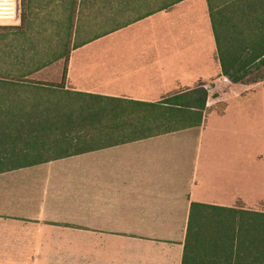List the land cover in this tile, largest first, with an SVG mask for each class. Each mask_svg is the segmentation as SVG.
<instances>
[{"label": "crops", "instance_id": "crops-1", "mask_svg": "<svg viewBox=\"0 0 264 264\" xmlns=\"http://www.w3.org/2000/svg\"><path fill=\"white\" fill-rule=\"evenodd\" d=\"M210 1L223 9L225 0ZM129 14L98 38L80 29V46L56 54L58 80L42 82L58 84L67 58L66 81L47 89L48 113L30 117L43 129L18 127L13 141L0 134V264H181L192 204L264 214L255 136L238 139L236 163L227 145L213 162L205 119L164 131L135 104L214 79L240 84L221 75L207 0Z\"/></svg>", "mask_w": 264, "mask_h": 264}, {"label": "trees", "instance_id": "trees-1", "mask_svg": "<svg viewBox=\"0 0 264 264\" xmlns=\"http://www.w3.org/2000/svg\"><path fill=\"white\" fill-rule=\"evenodd\" d=\"M51 1L53 0H49ZM59 1L63 5L60 7V18H57L59 21L56 24L64 30L63 40L60 39L61 53H69L71 43L73 48L80 46L77 37L82 21H85L88 27L95 28L88 35L93 33L92 35L98 38L132 22L130 14L135 15L133 20H139L182 0H164L163 7L159 8L149 6V3L156 0ZM113 2L122 4L134 2L143 5L127 8L121 6L112 11ZM207 2L221 75L232 84H237L242 83L251 70H264V0H225L220 12L213 11L211 1ZM90 4L100 5H95L88 14L80 13L81 8L89 7ZM144 5L145 8L141 10ZM23 7L24 0H20V24L17 29L24 25L27 18ZM125 12H129L130 16H126ZM126 17L129 20L126 21ZM57 58L60 57L57 56L54 60ZM66 66L67 58L58 84L26 79L16 81L1 79L0 82L6 83L9 87L19 86L45 92L51 88L61 89L66 81ZM44 67L45 64L36 67L33 73ZM259 79H264V75ZM207 100V90L197 86L166 97L158 105L135 104L139 110L148 113L152 119L148 120L149 124L167 131L200 127L207 111ZM45 103L46 100L44 114L49 110ZM29 104L34 106L31 102ZM39 115L43 114L22 113L20 118L17 116L18 119L12 120L15 122L14 130L25 126H38L43 129L45 121H30V117ZM145 122L142 120L140 123L144 125ZM8 138L12 139L11 136ZM199 209L205 212H200ZM181 264H264V214L192 204Z\"/></svg>", "mask_w": 264, "mask_h": 264}, {"label": "rangeland", "instance_id": "rangeland-1", "mask_svg": "<svg viewBox=\"0 0 264 264\" xmlns=\"http://www.w3.org/2000/svg\"><path fill=\"white\" fill-rule=\"evenodd\" d=\"M53 1L24 0L23 11L27 17L24 25L17 29L19 20L16 26L0 27V81L1 79L12 81L26 79L39 82L58 80L59 67L52 66V63L56 54L62 52L60 39L63 40L64 30L56 23L59 21L57 18H60V7L63 4L59 0ZM95 5L100 4L83 7L80 13L88 14ZM20 13L19 0L17 11L19 18ZM86 28H88L86 22L82 21L80 29ZM44 64L48 68L43 73H33L36 67ZM250 72L239 85H229L223 79H214L209 84L203 131L204 139L212 146L213 162L221 161L220 150L227 145L230 148L228 161L236 163L235 144L242 138L247 141L255 136L258 143L257 146L255 145L257 151L264 152V79H259L264 75V70L254 69ZM46 96L45 90L9 87L6 83L0 82V134L12 137L16 128L12 120L20 118L22 113L44 114ZM30 102L34 106L30 105ZM228 108L234 113L228 112L222 116ZM241 112L244 114H239ZM12 114L16 116L13 117ZM8 140L14 139L8 138ZM262 161L264 162V159Z\"/></svg>", "mask_w": 264, "mask_h": 264}, {"label": "built area", "instance_id": "built-area-1", "mask_svg": "<svg viewBox=\"0 0 264 264\" xmlns=\"http://www.w3.org/2000/svg\"><path fill=\"white\" fill-rule=\"evenodd\" d=\"M18 5L19 0H0V27L18 24Z\"/></svg>", "mask_w": 264, "mask_h": 264}]
</instances>
